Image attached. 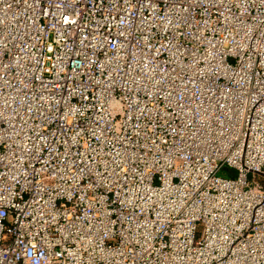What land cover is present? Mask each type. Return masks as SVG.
I'll return each mask as SVG.
<instances>
[{
    "label": "built area",
    "instance_id": "obj_1",
    "mask_svg": "<svg viewBox=\"0 0 264 264\" xmlns=\"http://www.w3.org/2000/svg\"><path fill=\"white\" fill-rule=\"evenodd\" d=\"M257 176L264 0H0V264H264Z\"/></svg>",
    "mask_w": 264,
    "mask_h": 264
},
{
    "label": "rangeland",
    "instance_id": "obj_2",
    "mask_svg": "<svg viewBox=\"0 0 264 264\" xmlns=\"http://www.w3.org/2000/svg\"><path fill=\"white\" fill-rule=\"evenodd\" d=\"M221 175H223V176H229V172L223 171L221 173ZM250 178L252 179V174H250ZM256 178H258L261 182L264 183V179L262 177L257 176Z\"/></svg>",
    "mask_w": 264,
    "mask_h": 264
},
{
    "label": "water",
    "instance_id": "obj_3",
    "mask_svg": "<svg viewBox=\"0 0 264 264\" xmlns=\"http://www.w3.org/2000/svg\"><path fill=\"white\" fill-rule=\"evenodd\" d=\"M224 170L227 171L228 170V167H224Z\"/></svg>",
    "mask_w": 264,
    "mask_h": 264
}]
</instances>
